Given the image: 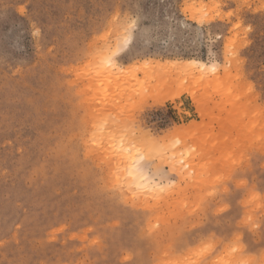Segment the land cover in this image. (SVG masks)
<instances>
[{"label":"rangeland","instance_id":"obj_1","mask_svg":"<svg viewBox=\"0 0 264 264\" xmlns=\"http://www.w3.org/2000/svg\"><path fill=\"white\" fill-rule=\"evenodd\" d=\"M0 264H264V0H0Z\"/></svg>","mask_w":264,"mask_h":264},{"label":"bare ground","instance_id":"obj_2","mask_svg":"<svg viewBox=\"0 0 264 264\" xmlns=\"http://www.w3.org/2000/svg\"><path fill=\"white\" fill-rule=\"evenodd\" d=\"M194 63L199 65L202 69L208 67L211 71L216 70L214 65L208 66L202 62ZM213 67L215 70H213ZM108 150L115 156L117 160L116 166L121 176L119 177V180L121 181L122 178L126 182L124 184L127 187L133 189L135 192L139 190L145 194L154 193L159 190L160 183L157 184L155 181L151 180L144 171L142 165L139 164V161H137L139 154H141V149L135 148L131 144H116L115 140L112 139L109 140Z\"/></svg>","mask_w":264,"mask_h":264},{"label":"snow or ice","instance_id":"obj_3","mask_svg":"<svg viewBox=\"0 0 264 264\" xmlns=\"http://www.w3.org/2000/svg\"><path fill=\"white\" fill-rule=\"evenodd\" d=\"M229 15H231V13H229ZM135 23H136L135 20H129V21L127 22V25H126V27H125V32H128L129 35L125 38V41H124L125 44L129 43L130 40H131V36H130V31H129V30L135 27ZM200 23L202 24L203 21H201ZM235 26H236V27H239V24L237 23ZM108 63H109V64L111 63V60H110V59L108 60ZM213 70H215L214 67H213ZM147 166H148L149 168L152 167L151 164H148ZM173 182H174V181H173ZM259 196H260V194H258V193H255V192L251 193V194L249 195V197H248V202H249V203L256 202ZM249 220H250V217H249ZM232 250L235 251V247H233Z\"/></svg>","mask_w":264,"mask_h":264}]
</instances>
